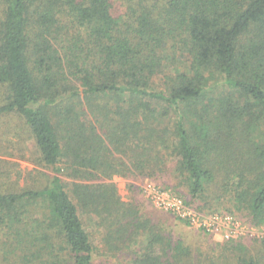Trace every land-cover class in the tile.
<instances>
[{"label": "trees", "instance_id": "trees-1", "mask_svg": "<svg viewBox=\"0 0 264 264\" xmlns=\"http://www.w3.org/2000/svg\"><path fill=\"white\" fill-rule=\"evenodd\" d=\"M117 1L0 0V117L27 125L52 171L42 187L0 189L8 264H106L80 208L110 227L113 256L146 229L127 264H192L109 182L164 177L151 165L163 149L199 211L229 213L205 208L216 155L235 205L264 224V0H119L123 13Z\"/></svg>", "mask_w": 264, "mask_h": 264}, {"label": "rangeland", "instance_id": "rangeland-1", "mask_svg": "<svg viewBox=\"0 0 264 264\" xmlns=\"http://www.w3.org/2000/svg\"><path fill=\"white\" fill-rule=\"evenodd\" d=\"M117 5L118 11L123 13V2L118 0ZM162 82L163 75H159L155 80V86L160 88ZM155 153L158 152L152 151L151 165L154 167L153 165L160 158L167 168L164 177L151 175L148 171L132 177L116 175L109 181L115 184L122 200L138 210L140 222L163 227L165 234L173 242V246L180 245V248H183L182 251L180 249V253L182 252L180 257L183 261H191L192 264H235L236 256L244 255L247 258L258 259L260 264H264V224H254L249 212L235 205L232 192L225 188L222 173L220 174L221 171L218 170V164L221 163L220 158L216 155L212 158L207 154L208 160L205 161V164L213 163L217 168L214 181L210 185L208 184L206 194L209 196H205L208 201L205 203V208L206 211H228L243 221L248 229L246 234L231 239L213 235L188 219L178 217L148 196L145 192L146 187L174 191L171 188L173 187L180 192L175 195L181 194L180 197L186 201L189 207L197 209L196 205L203 204L197 203L189 192L184 178L176 172L180 157L164 149V156L160 153L159 156H156ZM0 166L2 171L7 172L0 174V189L2 191L28 185L42 187L48 183L52 173L51 168L42 161L36 142L27 125L11 115L0 117ZM63 179L67 183L74 181L65 175ZM100 181L95 180L94 182ZM80 215L93 243L100 250L98 261H108L106 264H127L134 258V253L136 251L141 253L147 244L146 229L140 227L134 230L136 236L132 241L133 248L113 256L106 241L110 236V227L103 224L104 221L100 220L97 215L84 211L82 208H80ZM1 240L2 233H0V243ZM3 253L4 251L0 254V264H8L10 261L3 258ZM104 253H108V255ZM226 255H228L227 258H225ZM173 257L174 250H170L168 257H163V261H174Z\"/></svg>", "mask_w": 264, "mask_h": 264}, {"label": "built area", "instance_id": "built-area-1", "mask_svg": "<svg viewBox=\"0 0 264 264\" xmlns=\"http://www.w3.org/2000/svg\"><path fill=\"white\" fill-rule=\"evenodd\" d=\"M145 192L158 205L172 212L178 217L188 219L202 229L223 239H231L242 236L247 232V226L243 221L231 213H206L193 209L186 201L171 191L157 190L151 186L145 188Z\"/></svg>", "mask_w": 264, "mask_h": 264}]
</instances>
